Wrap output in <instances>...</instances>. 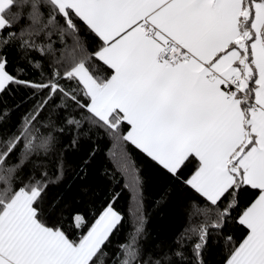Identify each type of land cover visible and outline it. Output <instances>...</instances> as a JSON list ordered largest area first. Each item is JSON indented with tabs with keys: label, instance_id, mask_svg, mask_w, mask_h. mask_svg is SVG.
Instances as JSON below:
<instances>
[{
	"label": "snow or ice",
	"instance_id": "6c2138e0",
	"mask_svg": "<svg viewBox=\"0 0 264 264\" xmlns=\"http://www.w3.org/2000/svg\"><path fill=\"white\" fill-rule=\"evenodd\" d=\"M10 46L40 57L27 61L36 79L9 70ZM14 88L29 90L30 107L8 127L11 112L0 111V264H184L181 248L143 259L142 214L109 260L123 225L118 194L91 221L70 216L78 239L50 224L64 207L47 198L64 174L53 132L75 148L85 125L183 187L203 217L190 229L195 264L214 233L223 264H264V0H0V96ZM243 193L253 199L241 206ZM229 222L247 230L241 242L224 232Z\"/></svg>",
	"mask_w": 264,
	"mask_h": 264
},
{
	"label": "trees",
	"instance_id": "16d2710c",
	"mask_svg": "<svg viewBox=\"0 0 264 264\" xmlns=\"http://www.w3.org/2000/svg\"><path fill=\"white\" fill-rule=\"evenodd\" d=\"M28 11V8L24 9L25 18L19 21L17 27L27 24ZM43 11L46 13L47 9L44 8ZM80 35L82 42L91 48L92 36L83 32ZM53 39L56 37L53 36ZM4 53L8 58L9 70L13 67L25 69L24 79H36L39 76V72L34 71L27 62L31 58L40 59L35 52L25 56L10 46L4 48ZM44 70H48L47 61L44 62ZM98 71L103 76L110 72L106 67H101ZM28 91L26 88H14L13 91L0 96V111L7 109L11 112V119L5 127L16 123L30 107L27 102ZM22 103L23 106L18 107ZM85 128L90 135L81 136L75 148L68 147L70 134L61 135L53 132L57 141L53 145L52 156L63 155L64 174L62 181L49 186L47 198L60 200L64 207L50 224H57L72 239H78L81 230L73 227L70 216L73 213H81L91 221L96 210L118 194L115 208L123 215V225L112 238L113 243L108 249L109 260L116 251V246L124 243L128 235L135 231L136 218L142 214L145 223L139 237V246L144 260L151 257L163 261V254L171 255L177 248H181L186 256L184 264H195L192 244L196 237L190 229L198 227L203 217L194 214L193 201L187 199L183 187L157 169L134 146L117 144L102 129H89L87 125ZM125 154L129 166L127 170L124 166ZM84 160H88L86 167L83 164ZM49 172L55 174V169L51 165ZM137 176L140 178L139 184L135 180ZM164 193H167V196L161 200ZM251 199L253 197L249 193L241 194V206ZM196 203L202 204V201ZM224 232L231 235L237 243L247 234L246 229L231 222L225 227ZM226 254L223 235L214 233L203 250V264H223Z\"/></svg>",
	"mask_w": 264,
	"mask_h": 264
}]
</instances>
